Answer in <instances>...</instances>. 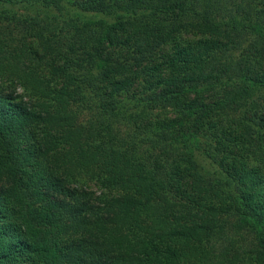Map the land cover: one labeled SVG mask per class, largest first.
I'll return each mask as SVG.
<instances>
[{
    "label": "trees",
    "instance_id": "1",
    "mask_svg": "<svg viewBox=\"0 0 264 264\" xmlns=\"http://www.w3.org/2000/svg\"><path fill=\"white\" fill-rule=\"evenodd\" d=\"M0 264H264V0H0Z\"/></svg>",
    "mask_w": 264,
    "mask_h": 264
},
{
    "label": "rangeland",
    "instance_id": "2",
    "mask_svg": "<svg viewBox=\"0 0 264 264\" xmlns=\"http://www.w3.org/2000/svg\"><path fill=\"white\" fill-rule=\"evenodd\" d=\"M18 91L20 92V93H24V91H23V89H22V86L19 84L18 85ZM90 183V185H89V187H91V190H93V191H95V192H97L98 194L100 193V192H106V189H103L101 186H100V184H98L97 182L95 183V182H89Z\"/></svg>",
    "mask_w": 264,
    "mask_h": 264
}]
</instances>
